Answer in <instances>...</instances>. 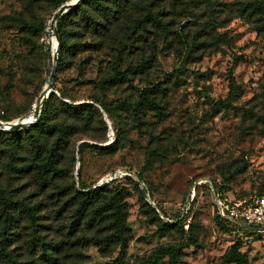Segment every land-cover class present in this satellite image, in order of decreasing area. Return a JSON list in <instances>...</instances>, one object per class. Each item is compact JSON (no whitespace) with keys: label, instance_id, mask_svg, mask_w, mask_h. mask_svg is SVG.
I'll use <instances>...</instances> for the list:
<instances>
[{"label":"rangeland","instance_id":"rangeland-1","mask_svg":"<svg viewBox=\"0 0 264 264\" xmlns=\"http://www.w3.org/2000/svg\"><path fill=\"white\" fill-rule=\"evenodd\" d=\"M113 9L117 19L109 16L113 23L97 33L82 13L102 17L88 4L63 21L67 48L58 57V46L46 124L0 128V186L33 207L32 218L16 215L5 248L17 264H112L119 245L91 239L110 234L107 213L89 223L78 217L76 191L120 169L139 174L148 193L144 200L122 180L98 194L96 206L115 190L124 195L128 241L119 264H142L160 246L185 243L187 230L195 243L182 249L184 264H232L224 255L236 232L217 228L209 191L186 207L198 178H219L235 198L264 189V0H122ZM56 10V0H0L2 121L31 114L47 83ZM115 73L120 81L107 84ZM230 74L236 90L228 98ZM143 92L159 110L137 106ZM94 97L114 109L107 123L94 118L87 126L62 107ZM59 134L55 169L41 182L37 166ZM249 238L240 251L249 264H264V236ZM0 264L13 263L0 255Z\"/></svg>","mask_w":264,"mask_h":264},{"label":"trees","instance_id":"trees-1","mask_svg":"<svg viewBox=\"0 0 264 264\" xmlns=\"http://www.w3.org/2000/svg\"><path fill=\"white\" fill-rule=\"evenodd\" d=\"M122 0H83L78 6L70 9L69 11L63 13L60 18L56 21V28L58 31L59 36V52L58 57L60 56L61 52L67 48L65 44V40L62 36L63 31V21L67 16L70 14L77 12L81 5L88 4L90 5L94 10L98 12V14L102 17L100 19L97 16L87 14L85 15L84 11L82 15H84V23L85 26L93 29L94 32H98V26L102 25L104 29L106 30L109 25L113 23L112 19L109 16H112L113 19H117V15H119L120 12H116L113 7L115 5H118L121 3ZM66 2V0H56V8H58L62 3ZM120 73H115L112 76H110L106 83L109 85H113L115 83H118L120 81ZM229 86L230 89L228 91V98L231 97L236 90L235 80L232 74L229 76ZM51 97V96H50ZM93 102H82V103H74V100H71L70 103L62 102V107H64L66 110H70L76 114V120L79 122H83V124L89 126L93 122L94 118L98 119L99 121L106 122L104 114L108 116L109 119H111L114 115V109L109 107L107 104L103 103L98 98L94 97L91 99ZM98 104V105H97ZM124 106L127 105L126 103H122ZM137 106H148L149 109H160L158 106V103H156L154 100H149L146 96V94L143 92L140 96L139 101L137 102ZM48 113V100H45L40 114L37 118V124L38 125H45L46 121V115ZM103 117V118H102ZM6 134H13V133H6ZM63 140V134H59V136L56 138L55 143L53 144V147L51 148L50 156L48 159V162L44 164H40L37 166V175L41 182L46 181V174L50 171H54L55 169V163L58 156V148L60 147ZM117 170L120 169H113L106 174H104V177L108 174H113ZM130 173V172H129ZM102 179V178H101ZM122 180H130L133 182L137 187L140 188L139 193L140 197L144 200H146V195L148 193L146 184L141 180L139 177V174L136 176L131 174L130 175H124L122 177L114 178L108 182H103L101 184H96L93 186H87L83 182L78 187L77 194L80 196L78 207L76 209V215L79 217L86 216L88 223L89 222H96L101 221L103 219V215L107 213L108 223L110 225V234L106 236L105 238H91L93 243L96 245H100L101 243H104L105 241L115 242L119 245V253L118 256L113 260L112 264H119L125 254L127 249V241L128 238L126 236V232L128 230L127 225V209H126V203L124 201V195L119 192V190H115V192L111 193L110 196H108L105 200L101 201V203L96 206L95 202L98 199V194L102 190H104L108 185L119 183ZM221 188L224 190L223 185H221ZM264 189L258 191L262 192ZM0 203H2L3 210L6 212L3 216L2 222H1V239H0V255L2 258L7 259L11 261L13 264H17V262L13 259L12 253L8 252L5 246L6 243L10 240L11 233L9 230L11 229V225L16 221L15 217L18 213H23L27 215L28 218H32V210L33 207L28 206L23 201H13L7 198L6 191L0 186ZM154 211L158 213V207L156 205H152L150 202H146ZM215 217H218L220 221L216 222V226L219 230L222 231H229L233 232L235 228L229 226V223L224 220L223 218H220L218 215L215 214ZM78 219V218H77ZM86 220V221H87ZM165 220V219H164ZM184 219L181 218V222L179 223V229L180 231L183 230V223ZM164 224L166 226H171L172 222L165 220ZM235 234V242L231 245V247L227 250V252L224 255V260L226 262H230L232 264H249L248 259L246 255L240 251L241 241H244V237L246 239H250V235L248 234H237V230H234ZM186 232V242L181 243L178 246L174 247H168V246H160L155 256H153L150 259L143 260L142 264H147L148 261L154 260L159 261L163 257H168V264H184L182 260V249L184 247H187V245L194 244L195 239L192 236L191 233H189V230ZM254 238H258V236H252ZM51 258V256H49Z\"/></svg>","mask_w":264,"mask_h":264},{"label":"built area","instance_id":"built-area-1","mask_svg":"<svg viewBox=\"0 0 264 264\" xmlns=\"http://www.w3.org/2000/svg\"><path fill=\"white\" fill-rule=\"evenodd\" d=\"M130 175L129 172L117 170L103 177L97 184L108 182L114 178ZM209 191L212 212L223 218L229 226L250 236H264V191L254 192L245 198L230 197L221 188L219 178H198L189 191L187 207L195 199L197 193Z\"/></svg>","mask_w":264,"mask_h":264},{"label":"water","instance_id":"water-1","mask_svg":"<svg viewBox=\"0 0 264 264\" xmlns=\"http://www.w3.org/2000/svg\"><path fill=\"white\" fill-rule=\"evenodd\" d=\"M83 0H69L64 3H62L57 10L53 13V15L50 17V32L53 33L55 39H56V46H55V51L52 53L50 44L48 45V51L47 54V61H48V68H47V75H48V80L42 91L40 92L38 98L35 101V104L33 105L31 112H32V118L29 121H22V117H20L16 122H8V121H2L0 120V128L9 131V132H14L19 129H25L29 127L33 122H35L40 114V109L41 106L44 102V99H46L49 94L53 91V77H54V66L56 63L57 59V51H58V46H59V36H58V31L56 28V21L58 18L61 17V15L70 9L78 6ZM26 115V114H25ZM106 121L108 122V119L106 117V114H104Z\"/></svg>","mask_w":264,"mask_h":264},{"label":"bare ground","instance_id":"bare-ground-1","mask_svg":"<svg viewBox=\"0 0 264 264\" xmlns=\"http://www.w3.org/2000/svg\"><path fill=\"white\" fill-rule=\"evenodd\" d=\"M50 34H52V33L50 32ZM49 44H50L51 52L53 53L54 52L53 50H55V46H56V39L55 38L52 39V46H51V41ZM52 48H53V50H52ZM31 118H32V112L29 115H27V114L24 115L21 119H22V121H29ZM19 120H17V121H19Z\"/></svg>","mask_w":264,"mask_h":264}]
</instances>
